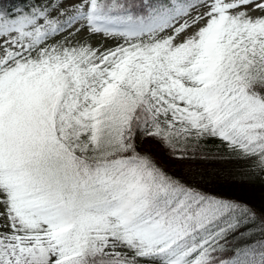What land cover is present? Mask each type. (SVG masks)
<instances>
[{
  "label": "snow or ice",
  "instance_id": "snow-or-ice-1",
  "mask_svg": "<svg viewBox=\"0 0 264 264\" xmlns=\"http://www.w3.org/2000/svg\"><path fill=\"white\" fill-rule=\"evenodd\" d=\"M257 181L264 0H0V264H264Z\"/></svg>",
  "mask_w": 264,
  "mask_h": 264
},
{
  "label": "trees",
  "instance_id": "trees-1",
  "mask_svg": "<svg viewBox=\"0 0 264 264\" xmlns=\"http://www.w3.org/2000/svg\"><path fill=\"white\" fill-rule=\"evenodd\" d=\"M4 2L11 4H17L20 0H4ZM211 147V145L209 146ZM209 155H216L215 151L209 153ZM159 158V157H158ZM161 162L164 161L161 159ZM237 165L234 163L221 162L220 160L214 163H208L207 167L211 169H223L227 171L230 168H235ZM217 191L222 192L225 195H235L241 199L247 200L255 207L259 208L264 205V185H261L258 181L251 184H222L216 188Z\"/></svg>",
  "mask_w": 264,
  "mask_h": 264
}]
</instances>
